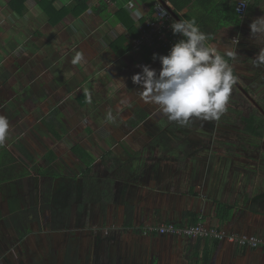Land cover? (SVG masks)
<instances>
[{
	"label": "crops",
	"instance_id": "obj_1",
	"mask_svg": "<svg viewBox=\"0 0 264 264\" xmlns=\"http://www.w3.org/2000/svg\"><path fill=\"white\" fill-rule=\"evenodd\" d=\"M156 1L158 0H148L147 3L153 5ZM163 1L174 11L169 0ZM221 1L192 0L179 16L196 21L201 31L211 37L208 46L217 50L225 60L229 59L228 63H231L238 74V82L251 91V96L257 102L261 100L264 103V66L255 63L258 55H264V33L252 34L250 27L254 21L264 18V5L247 13L242 18L240 28L236 30L218 25L212 15ZM232 1L239 3L242 0ZM36 5L32 8L35 11H31L27 5V13L19 17L10 11L4 0H0V25L8 24L6 27L9 31L6 34L12 35L3 39L0 52L10 49L12 55L8 61L20 66L21 57L36 59L37 54H32L31 48L40 46L42 51L48 48L49 52L40 58L51 55L53 35L57 36L61 31L68 33L69 29L74 32L78 30L72 36L81 31H90L88 37L85 32L83 36L88 44L94 42L98 45V53L91 65L92 76L97 79L93 80L88 74L82 76V70L71 64L66 66L64 61L71 59L72 52H62L51 61L55 65L49 66L50 71L48 69L44 75L40 67L36 71V74L41 73L42 76L49 71L46 82L42 84L41 93L44 96L41 101L35 97L38 92H34L27 84L24 97L27 109L22 111L14 105L9 110L12 111L10 116H7L6 112L9 111L6 108L2 115L11 118L12 124L20 122L22 116L30 121V131L22 148L29 154H41L45 148L42 157L33 155L39 162H43V156L52 151L56 155L59 170L68 168L77 172L81 156L74 150L81 148L92 154L96 162L95 179L91 181L103 187L99 193L91 192L87 198H84L83 188L79 187V193L75 195L77 204L73 206L72 221L69 222L67 231L47 233V225L41 226V229L38 227L42 232L37 233L36 229L34 233L40 234L37 236L39 238L33 239V235H30L24 242L9 244V249L12 248L10 256L12 251L21 252L20 245H24L22 248L27 253L25 259L28 264L36 263L33 247L41 251L39 254L42 257L54 252L55 260L52 263H57L63 259L66 249L76 248L81 256L89 246L88 250L92 248L91 255L103 257L105 264H208V254L210 264H264V246L244 250L221 242L214 245L211 240H203L199 244L197 240L181 237L142 235L143 229L149 226L170 223L180 227L190 226L193 222L189 223L188 220L182 224L184 215L187 214L196 217L197 222L201 221L218 230L252 235L264 240V163L258 156H264V149L253 144L256 140L245 137L247 134L239 128V115L250 107L246 105L245 108H234L230 104L239 114L238 119L232 116L227 119L222 115L218 121L194 119L188 125L170 122L156 106L144 102L139 87L132 82L133 75L141 72L140 66L148 65L159 73V59L146 61L145 51L136 52L133 47L128 50L127 41L131 37L116 18V10L110 9L112 16L103 20L95 14L94 7L79 18H66L63 23L52 27L37 2ZM58 5L61 6L60 3ZM8 20H12L11 24L7 23ZM181 39L183 37L178 34L176 41ZM20 45L23 46L21 51H12ZM25 50L27 53L23 54ZM95 50L89 53L95 54ZM169 51L170 49L166 54L155 55H167ZM14 56L19 57L14 60ZM59 64L63 65L61 70L57 69ZM31 74L32 72L30 76ZM70 93L72 96L67 97ZM53 109H58L60 114L57 132L65 133L60 140H55L54 135H50L41 125L42 119ZM138 114L147 117L142 124L133 128L131 123ZM34 126L39 130H33ZM33 131L42 136L44 134L48 139L46 144L40 141L41 145L37 146L34 142L37 141L38 134H31ZM20 132L16 134L13 125L10 134L15 133V139L8 138L5 142L15 152L19 151L14 143ZM234 141L237 143H232ZM241 141L246 142L240 143ZM249 143L258 147V151L242 147ZM108 153L120 163L130 165V168L117 179L105 182L115 172L106 157ZM20 154L22 155L21 152ZM12 183L14 182L6 184ZM4 185L0 186V190ZM9 188V198L5 199L8 206L5 208L9 211L0 213L3 237L8 236L7 228L10 227L5 226L3 219L21 209L15 206V186L14 189L12 186ZM25 188V203L28 201L29 205L35 195L30 196L27 184ZM65 189L62 200L72 196L69 184H66ZM0 192V197L3 198L2 191ZM88 202H92L91 207ZM216 202L235 206L232 222L221 223L216 218ZM78 203H85L80 210ZM127 208L134 209L133 216L127 215ZM87 217H92L90 227H86L89 226L88 223L86 225V220L83 221ZM82 222H85L84 225ZM70 231L77 236H65L64 232ZM82 232H85L87 242L83 241ZM32 240H35V245ZM6 257L9 258V253ZM7 262L14 264L9 259Z\"/></svg>",
	"mask_w": 264,
	"mask_h": 264
},
{
	"label": "trees",
	"instance_id": "obj_2",
	"mask_svg": "<svg viewBox=\"0 0 264 264\" xmlns=\"http://www.w3.org/2000/svg\"><path fill=\"white\" fill-rule=\"evenodd\" d=\"M143 1L147 2L148 0ZM169 1L174 6L173 12L179 18V13L185 10V8L192 2V0ZM242 1L248 2L247 13L258 10L262 5H264V0ZM27 2L28 0H10L8 8L19 17H23L27 13ZM36 2L52 27H56L63 23L66 18H79L91 9V5L88 0H69L68 3H64L62 0H36ZM58 3H60L61 6H59ZM239 3L232 0H222L215 7V10L212 13L217 24L224 27H233L236 30L239 29L242 23V18L236 12V6ZM110 9L112 8H110L107 4L101 3V5L97 6L93 10L96 15L101 16L103 20H107L112 16ZM115 12L116 18L120 21L121 25L131 37L128 41L127 39H124L125 42L127 41L129 50L133 47V42L138 36L136 23L127 8L123 7ZM181 20L191 21L185 16L183 19L181 18ZM204 28L208 30V27L205 26ZM177 35L178 34L175 36L177 37ZM171 48L172 47L161 48L157 52L145 49L144 57H146V61H150L155 53L166 54L167 50ZM226 60L229 62V59ZM233 74L237 77L238 81V74L234 70ZM242 87L250 95H252L251 91L246 86L242 85ZM42 96L44 95L41 92H38L35 95L39 102L41 101V98H43ZM230 103L238 108H245L246 105L250 107L248 111L239 115V128L243 133L250 135L255 139L264 140V116L250 103L247 97H245V95H243L235 85L230 96ZM258 103L264 109V104L260 102ZM59 116L60 114L58 113V109H53L41 121V125L48 130L50 135H54L55 140L62 139L65 134L57 132V130H59L58 126H60L57 124ZM146 117L147 116L144 114L136 115L131 123V126L133 128L138 127L144 122ZM14 147L22 153L21 156L19 154H14L13 150H10L6 144L0 146V186L9 182H14L17 186L19 194L22 195L23 188L25 187V184H27L29 186L30 196L34 194L35 199L32 197L33 200L29 205L24 202L19 211L9 214L3 219V222L14 228L19 240H24L26 237L30 236L33 233L34 227L38 226L41 229L43 222L52 232L63 230L67 231L69 228V222L72 221L71 217L73 206L77 204L75 203V195L79 193V187L83 188L85 191L84 198H87L91 192L99 193L102 190L103 186L94 184L91 181L95 179L94 164L96 161L94 156L86 151H83L81 148H78V150L75 149L74 151L81 156L80 165L77 172H75L68 168H62V170H59V167L56 164V155L52 151L43 156L41 159L43 162H39V160L33 155L25 153L26 151L19 143L15 142ZM106 157L110 164L115 168V172L104 180L105 182L117 179L118 176L129 171L130 165L127 163H120V161L115 160V158L109 153ZM33 173H35V175H33ZM66 184H69L72 196L68 197L67 201L63 202L62 196L59 195V193L62 191V194L64 195L63 192H66ZM84 204L85 203H78V209H82ZM88 204L90 207L92 206V202H88ZM133 212V208H127V215L133 216ZM215 214L216 218L221 223L232 222L235 215V206L222 202H216ZM196 219V217H191L190 215L185 214L182 224H184L185 220H188L189 223L193 222L196 224ZM64 233L65 236L68 237L77 236L75 232L72 231ZM203 240L209 239H198L197 241H199L200 244ZM211 241H214V245L219 244V241L217 240ZM242 249L247 250L249 248ZM54 258L55 253L51 252L47 257L44 255L40 263L36 262L30 264H41L43 262H46V264H105L103 262V257L101 256L89 255L82 260L78 250L72 247L65 250L63 259H60L59 262L52 263L53 260H55ZM207 260L211 263L210 254L207 255ZM209 261L206 262L210 264Z\"/></svg>",
	"mask_w": 264,
	"mask_h": 264
},
{
	"label": "clouds",
	"instance_id": "obj_3",
	"mask_svg": "<svg viewBox=\"0 0 264 264\" xmlns=\"http://www.w3.org/2000/svg\"><path fill=\"white\" fill-rule=\"evenodd\" d=\"M174 35L183 39L175 43L167 55L154 54L159 59V73L148 65L133 75V84L139 87L145 103L154 105L170 122L188 125L192 120L218 121L227 112L230 96L237 77L232 66L217 50L208 46L211 37L201 31L196 21L179 20L171 25ZM252 34L264 33V18L251 25ZM237 43V41H236ZM231 55V54H229ZM83 59L77 53L74 63ZM264 66V55L255 58ZM10 134V123L0 115V146Z\"/></svg>",
	"mask_w": 264,
	"mask_h": 264
},
{
	"label": "rangeland",
	"instance_id": "obj_4",
	"mask_svg": "<svg viewBox=\"0 0 264 264\" xmlns=\"http://www.w3.org/2000/svg\"><path fill=\"white\" fill-rule=\"evenodd\" d=\"M4 2L7 5L10 2V0H4ZM27 5H29L30 9H32L34 6H37L36 0H28ZM90 7L92 9V5ZM31 11H35V10L32 9ZM14 19L18 20L17 17H14ZM12 20H8L7 23L11 24ZM7 25L8 24H5V26L0 25V27H2L1 28L2 32L0 33V45L2 44L3 39L6 38V36H9V37L12 36V35L6 34V31H9V28L6 27ZM75 32L78 33V30H76ZM75 32L73 29H69L68 33H62V31H61V33L59 35H57V36L53 35L51 37L53 39V42H54V45L51 48L53 50V52L51 53V55L45 56L44 58H40V57L49 52V51H47L48 48H46L45 51H42V48L40 46L38 48H36V47L31 48L30 52L32 54H37L35 56L36 59H32V57H31V59H29V57H26V56L21 57V58H19V65L20 66L15 65L14 63L8 61V59L11 58L10 55H12V52L10 51V49H7L6 51L2 50L4 53L0 52V115H2V113L5 112V111H3L4 108H6V110L8 111L9 109L14 108V105L18 106V108H16V109H20L22 111L27 109L25 106V99H24L25 94H26L25 89L28 87L27 84H29V86L33 89L34 92H42V90H41V88L43 87L42 84L46 82L48 73L50 71L49 66L51 65L54 67V65H55L54 63H51V61H54L57 58V55H60V53H62V52H65L66 54H68V52H70V51L72 52L71 53V59L72 60L71 59L67 60L68 62L64 61L66 66L71 64L74 68L77 67L78 69L82 70V74H81L82 76H85L88 74V75H90V77H92L93 80H94V78H96L94 75L92 76L91 65H92V59H94L97 55L96 53H98L97 52L98 45H95L96 43H94V42H92L93 45L88 44L87 40H85L83 33L85 32L87 37H88L89 34H91L90 31L89 32L81 31L79 34L72 36ZM7 40H9V39H7ZM22 49H23V46L20 45V46L14 47L12 49V51L19 52ZM32 49H33V52H32ZM94 49H96L95 54L89 53V51H92ZM5 52H7V53H5ZM26 53H27V50H25L23 52V54H26ZM77 53L82 54L83 59L78 63H74L73 61H74ZM17 57H19V56H14L12 58H14V60H15V58H17ZM86 60H87L88 64L86 63ZM39 67H40V69H42L43 72H41V70H40V72L43 75L49 69L47 75L42 76L41 73H39V75H38V73L36 74V71H38ZM62 68H63V65L59 64V67L57 69L61 70ZM31 72H32V74L30 76ZM97 74H98V72H97ZM27 77H28V79H26ZM51 82H53V81H51ZM10 87H12V88H10ZM14 87H15V90H14ZM9 88H10V90H9ZM70 96H72L71 93L67 97H70ZM9 99H13V100H9ZM259 102L263 104V102L261 100H259ZM4 104H5V107H4ZM230 104L231 103L229 102L228 110H227L226 114H223V116L227 119L230 118V116H232V118L238 119L237 115H239V114L237 112H235V110L233 109V107ZM109 108L112 109V107H110V106H109ZM234 108H238V107L234 106ZM42 110H44V108H42ZM121 111L122 110H120V112ZM10 112H12V111L6 112L7 116L8 115L10 116V114H9ZM229 113H231V114H229ZM7 119H9V121H11V122H9L10 123V129H12L13 125H14L16 134H18V132L21 131L16 138V142L19 143L21 145V147H23V145H24L23 142H26V136L30 131V126H31L30 121H27L26 117L22 116L20 122L12 124L11 118L7 117ZM14 120L17 121L16 119H14ZM36 126H38V125H36ZM36 126H34L32 129L35 131H38L39 129H37ZM35 131H33L31 134L35 135V133H37ZM15 133H14V135L9 134V138L15 139ZM37 134H38V137H37L38 139L34 143L37 146L41 145L40 141L43 144H46L48 139L45 138L44 134H43V136L40 135L39 133H37ZM236 134H237V136H240L238 133H236ZM245 137H249L251 140H256L253 142V144H256L259 146V148L264 149V141L263 140L255 139V138L251 137L250 135H245ZM33 141H34V139H33ZM243 142H246V141H241L240 143H243ZM257 142H259V143H257ZM28 143H30V139H28ZM232 143H237V141H234ZM240 143H239V145H240ZM253 144L249 143L246 145H242V147L243 148H253V149L258 151L259 148ZM44 151H46L45 148H44ZM44 151L41 154H36L35 152H33L31 155H34V156H37L38 158H40V157H42V155H44V153H45ZM13 153L19 154L21 156L20 151H18V152L13 151ZM258 156L263 160V163H264V156L261 157L260 154H258ZM9 186H12L13 189L15 186V189H16V195H17L16 204H15L16 208H22L23 203L26 201V198H27V190L25 188L26 184H25V187L23 188L22 195L19 194V191H18L15 183L4 185L0 190V191H2V194H3V198L0 197V213L1 214L6 212L7 210L9 211V209L5 208L7 206L5 199L9 198L8 193L11 192ZM24 193H25V197H24ZM59 195H61L62 199H63V194L61 191H60ZM0 196H1V192H0ZM64 201H67V200H63V202ZM27 204H28V201H27ZM10 211H11V209H10ZM85 220H86V225H87V223L89 225L86 227L92 226V217L83 218V221H85ZM84 223L85 222H82L83 225H84ZM44 225H46V224L43 222L42 226L44 227ZM36 229L38 231L37 233L42 232V231H39L38 226H37V228L34 227V230H36ZM34 230H33V233L31 234V236L33 235V239L34 238L37 239V238H39L37 236L40 234L34 233ZM51 232L52 231L50 230V228H48L47 233H51ZM1 236L2 235H1V229H0V237ZM81 236L83 237V241L87 242V239H85V232H82ZM30 240H28V241L31 242ZM6 242H7L6 240L2 241L0 239V246H2V249L0 248V264H9L7 262L8 259H9L10 263L24 264L23 260H24L25 255H24L23 248H22L24 245H20L21 252H19V250H18V252L12 251V254L10 256V252H11L12 248L9 249L10 246L8 244H6ZM14 243H16V242L14 241ZM17 244L18 243H16V245ZM32 244L35 245V240H32ZM88 249H89V246L80 256L82 260L86 257V255H91L90 251L92 252V248H91V250H88ZM40 252L41 251H39L38 249L33 247V254L35 257H37L35 259L36 262H39L42 260V256L39 254ZM7 253H9V258L6 257ZM18 253H20V255H18Z\"/></svg>",
	"mask_w": 264,
	"mask_h": 264
},
{
	"label": "built area",
	"instance_id": "obj_5",
	"mask_svg": "<svg viewBox=\"0 0 264 264\" xmlns=\"http://www.w3.org/2000/svg\"><path fill=\"white\" fill-rule=\"evenodd\" d=\"M68 3L69 0H62ZM92 8L107 4L114 10L127 8L131 17L134 19L138 36L133 42V50L143 52L150 49L157 52L161 48H170L174 45L177 37L173 34L170 25L176 21L171 9L167 8L160 1H156L153 5L143 0H88ZM248 2L241 1L236 6V12L244 18L247 15ZM144 236L154 234L168 235L172 237H182L190 240L209 239L217 240L221 243L235 245L241 248L256 249L264 246V240L252 235H243L238 233H228L209 227L205 223L199 221L190 226H176L172 223L159 226H149L143 229Z\"/></svg>",
	"mask_w": 264,
	"mask_h": 264
},
{
	"label": "water",
	"instance_id": "obj_6",
	"mask_svg": "<svg viewBox=\"0 0 264 264\" xmlns=\"http://www.w3.org/2000/svg\"><path fill=\"white\" fill-rule=\"evenodd\" d=\"M160 1L162 4H164L167 8H169L165 2L163 0H158ZM172 14L174 15V18L176 19V21L181 20V18H179L173 11H171ZM235 86L239 89V91H241V93L243 95H245V97H247V99L250 101V103L257 108V110L264 116V109L261 107V105L242 87V85L237 81V83L235 84Z\"/></svg>",
	"mask_w": 264,
	"mask_h": 264
},
{
	"label": "flooded vegetation",
	"instance_id": "obj_7",
	"mask_svg": "<svg viewBox=\"0 0 264 264\" xmlns=\"http://www.w3.org/2000/svg\"><path fill=\"white\" fill-rule=\"evenodd\" d=\"M264 104V103H263ZM5 226H6V224H5ZM7 229H9L8 230V236L7 237H3V236H1L0 238L2 239V241H7L6 242V244H14V241L17 243V241L19 242H22L23 240H19L18 239V237H17V234H16V232H15V230H14V228H12V227H9V228H7ZM25 241V240H24ZM23 241V242H24ZM24 255H25V257H27V253H24ZM25 257H24V264H28V262H27V259H25ZM21 258V257H20Z\"/></svg>",
	"mask_w": 264,
	"mask_h": 264
}]
</instances>
